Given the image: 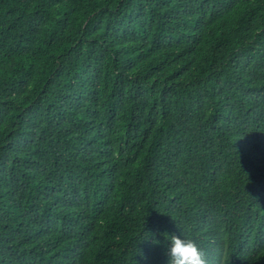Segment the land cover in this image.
I'll return each instance as SVG.
<instances>
[{
    "label": "trees",
    "instance_id": "16d2710c",
    "mask_svg": "<svg viewBox=\"0 0 264 264\" xmlns=\"http://www.w3.org/2000/svg\"><path fill=\"white\" fill-rule=\"evenodd\" d=\"M264 264V0H0V264Z\"/></svg>",
    "mask_w": 264,
    "mask_h": 264
},
{
    "label": "clouds",
    "instance_id": "9594fccd",
    "mask_svg": "<svg viewBox=\"0 0 264 264\" xmlns=\"http://www.w3.org/2000/svg\"><path fill=\"white\" fill-rule=\"evenodd\" d=\"M167 264H207L205 251L191 239L171 236Z\"/></svg>",
    "mask_w": 264,
    "mask_h": 264
}]
</instances>
